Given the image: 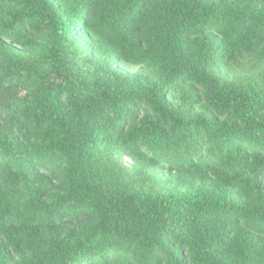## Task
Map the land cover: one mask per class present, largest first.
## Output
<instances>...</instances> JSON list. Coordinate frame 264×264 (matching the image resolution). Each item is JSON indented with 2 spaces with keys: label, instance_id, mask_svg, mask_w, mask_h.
Segmentation results:
<instances>
[{
  "label": "trees",
  "instance_id": "obj_1",
  "mask_svg": "<svg viewBox=\"0 0 264 264\" xmlns=\"http://www.w3.org/2000/svg\"><path fill=\"white\" fill-rule=\"evenodd\" d=\"M0 264H264V0H0Z\"/></svg>",
  "mask_w": 264,
  "mask_h": 264
},
{
  "label": "rangeland",
  "instance_id": "obj_2",
  "mask_svg": "<svg viewBox=\"0 0 264 264\" xmlns=\"http://www.w3.org/2000/svg\"><path fill=\"white\" fill-rule=\"evenodd\" d=\"M122 165L124 166V167H128L130 164H131V162H130V160H129V158H127V157H124L123 159H122ZM161 168H164V167H161ZM154 173H155V175H156V177H157V179H159L160 181H163V182H165L166 180H168L169 178V176L167 177V174H166V172H165V170L163 169V170H155L154 171Z\"/></svg>",
  "mask_w": 264,
  "mask_h": 264
}]
</instances>
